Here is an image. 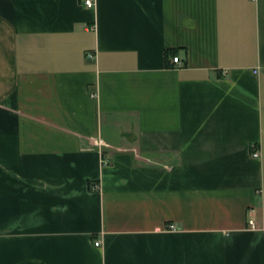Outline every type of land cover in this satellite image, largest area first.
Masks as SVG:
<instances>
[{
	"label": "crops",
	"instance_id": "0c3cea01",
	"mask_svg": "<svg viewBox=\"0 0 264 264\" xmlns=\"http://www.w3.org/2000/svg\"><path fill=\"white\" fill-rule=\"evenodd\" d=\"M93 1L0 0V264H264V0Z\"/></svg>",
	"mask_w": 264,
	"mask_h": 264
},
{
	"label": "built area",
	"instance_id": "2783aa9c",
	"mask_svg": "<svg viewBox=\"0 0 264 264\" xmlns=\"http://www.w3.org/2000/svg\"><path fill=\"white\" fill-rule=\"evenodd\" d=\"M251 1H254V0H251ZM83 5H84L86 8H89V9H90V8H93V6H94V1H93V0H83ZM172 65H173L174 68H178V67L182 66V62H181V60H180L178 57H173V58H172ZM251 156H252L253 158L258 157V152H257L256 150H252V151H251ZM91 189H92V190H96V189H97V186H96V185H93V186L91 187ZM248 225H249L250 228H253V222H252V221H249V222H248ZM173 228H174V227L171 226L169 229L171 230V229H173ZM94 246H95V247H99V246H100V242H99V241L94 242Z\"/></svg>",
	"mask_w": 264,
	"mask_h": 264
}]
</instances>
